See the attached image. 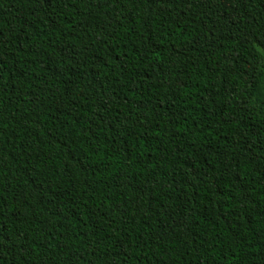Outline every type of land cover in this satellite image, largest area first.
I'll return each instance as SVG.
<instances>
[{
  "label": "trees",
  "instance_id": "trees-1",
  "mask_svg": "<svg viewBox=\"0 0 264 264\" xmlns=\"http://www.w3.org/2000/svg\"><path fill=\"white\" fill-rule=\"evenodd\" d=\"M0 264H264V0H0Z\"/></svg>",
  "mask_w": 264,
  "mask_h": 264
}]
</instances>
